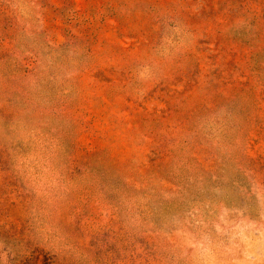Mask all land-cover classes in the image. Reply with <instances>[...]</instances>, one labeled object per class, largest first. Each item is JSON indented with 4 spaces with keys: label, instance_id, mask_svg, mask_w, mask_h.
Returning a JSON list of instances; mask_svg holds the SVG:
<instances>
[{
    "label": "rangeland",
    "instance_id": "374dc122",
    "mask_svg": "<svg viewBox=\"0 0 264 264\" xmlns=\"http://www.w3.org/2000/svg\"><path fill=\"white\" fill-rule=\"evenodd\" d=\"M0 264H264V0H0Z\"/></svg>",
    "mask_w": 264,
    "mask_h": 264
}]
</instances>
